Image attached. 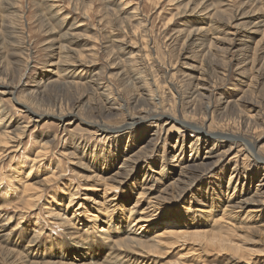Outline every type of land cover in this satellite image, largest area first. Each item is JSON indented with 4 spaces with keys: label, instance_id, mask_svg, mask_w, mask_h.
Returning a JSON list of instances; mask_svg holds the SVG:
<instances>
[{
    "label": "rangeland",
    "instance_id": "374dc122",
    "mask_svg": "<svg viewBox=\"0 0 264 264\" xmlns=\"http://www.w3.org/2000/svg\"><path fill=\"white\" fill-rule=\"evenodd\" d=\"M48 1L60 12L47 11ZM247 1L0 0V124L23 131L20 152L0 155V214L22 216L0 227V264H264V208L248 226L215 222L228 201L264 195V3ZM205 2L217 8L213 23L208 36L193 38ZM236 28L257 32L232 40L226 33ZM42 146L46 159L26 178ZM125 164L130 179L104 192ZM50 171L56 177L29 208ZM148 176L159 177L153 189L165 206L148 234L195 211L208 233L233 226L239 237L229 240L240 246L197 237L132 263L96 237L85 212L74 229L82 249L44 212L46 201L56 205L53 195L64 208L74 193L96 214L116 193L118 218L127 216L146 209L138 193Z\"/></svg>",
    "mask_w": 264,
    "mask_h": 264
},
{
    "label": "bare ground",
    "instance_id": "6f19581e",
    "mask_svg": "<svg viewBox=\"0 0 264 264\" xmlns=\"http://www.w3.org/2000/svg\"><path fill=\"white\" fill-rule=\"evenodd\" d=\"M198 1H200V0H191V2H193V3L198 2ZM249 1H251L252 5L254 2H255V4L259 2L257 0H253V1L248 0L247 2H249ZM49 2L51 4H49V7L46 8L47 11L49 10V12H60L58 9V6L56 4H54L55 1H48V3ZM207 2H208V0H207ZM207 2H205L203 7H202L203 11H199V13L196 15V16H199V18H201L200 19L201 21L205 20V22L198 25L197 30L193 32L194 33L192 35L193 38L194 37L195 38H197V37H204L205 38L209 34L208 33L209 27H211L212 26L211 23H213V21L211 19L210 12L215 13L217 8L213 7L212 5H211L212 6L211 7L209 4H207ZM201 3H203V0ZM201 3H199L197 5H200ZM259 3H261V2H259ZM263 3H264V0H263L262 4ZM256 7H257V5H256ZM239 8H237V9H239ZM241 9H243V8H240L239 11H237V10L235 11V12H239V14L237 15V16H240L239 19H242V15H244V13L241 12ZM193 12L197 13L196 10H194ZM248 12H250V11H248ZM253 13H254V11H253ZM223 29H225V28H223ZM256 32H257L256 30L250 29L245 34H243L241 29L237 30V28H236V29L231 30V31L228 30L226 34L229 37H231L232 40L233 39L236 40L237 37L238 36L241 37V34H242V37L244 38V40H246L245 42H249L251 39H249L250 37L247 34H252V33L256 34ZM204 33L206 34V36H204ZM253 57H254V55H253ZM253 57H251V58H253ZM72 66L76 67L75 64H73ZM5 118L6 117H4L3 119H5ZM131 124H133V123H131ZM127 126L129 128L130 125H127ZM12 128H13V124L11 121H8V123L6 125L0 124V143L2 144V147H3V150L0 152V155L3 157L4 156L11 157V154L12 155L17 154V152L20 149L19 140L21 138V133L23 131H22V129H19L20 130L19 132L14 133ZM19 128H22V127H19ZM98 128L102 133L103 132H109V129L104 127V126H98ZM197 130L201 131L202 129H200V130L197 129ZM81 147L85 148V145L81 146ZM7 150H9V151L7 152ZM139 151H142V149L138 150L137 152H139ZM47 153H48L47 150L43 146H42V148H39V151H37L35 153L34 158L30 161L31 166L28 168L29 173L26 175V178L29 176V174L32 172L33 169L39 168V166L41 165L40 163L44 159H46ZM143 153H144V151H142V154ZM136 154L137 153H135L131 156H134ZM123 161L126 163L129 161V158H126ZM119 170L120 171L115 172V174L112 177H109L107 179L109 181H108V183H106L104 185V190H103L104 192L110 191L112 188L117 189V187H115L116 185H118V186L124 185L125 183H127V180L130 179V174L132 171L129 170V167L127 164L123 165L122 167H119ZM184 171L186 172L187 168ZM54 177H56V174L53 171H50L44 176V178L41 181H39V183H41L42 188L40 187V188L34 189L33 193L29 196V198H28L29 201L27 204V206L29 208L35 207L37 205V202H39L41 200L42 193L45 190L44 187L50 185V183ZM158 178L159 177L155 178V176L146 177L145 180L148 182L144 187L142 186L143 187L142 188L143 193H138V195H140V196L141 195L146 196V198L148 200L147 203L149 202L147 204L146 209H144V210H139V209L133 210V209H131L128 212L127 216L122 215L118 218L119 212H117V210H119V208L115 207V205H117V203L120 201H117L118 197H116V193L110 199H109V197H106L104 199V201H107V204H109V201H111V202L116 201L113 204V206L107 205V204L105 205V207L99 206L95 210L96 214L89 213L85 209V207H83L82 203L73 202L74 193L73 194L72 193L67 194L68 200H67V204L64 208L58 207L60 205V204H57V202H56V200H58V198L56 199L53 195V197H51V198H53V200H55L56 205L53 206V205H51V203L46 201L47 206H45L44 212L46 214V217H48L49 219H52L53 223L55 225L66 227V230H67L66 233L69 235V238H71L70 239L71 245H72V247L77 248V249H82L83 247H82V243L80 242V235H79L80 232L76 234V232H74V229L76 228V224L79 223V216L83 215L84 214L83 212H85L87 219L90 220V222H91L89 225L90 230L94 231L95 234H97V236L95 234L94 235L96 237H98L103 243L109 245L112 248V250H115V251H118L119 253H122V255H123L122 258L126 259V261L133 263V262H138L139 260H142L143 258L154 256V254L157 253L158 250H162L164 248L176 247V246H179V247L184 246L185 247L188 243V240H191V239L193 240L197 237H204L205 238V237L210 236L209 238L213 242L219 241V239H220L221 241H219V242H221V243L224 242L223 243L224 245H222V247L223 246L230 247V246H228L229 243L232 244L233 242H231L232 239L229 240L230 239L229 236H231L232 238L235 236L239 237V235L234 234L235 230L233 228L234 224H232V221L236 222L238 225H240L239 227H241V225L248 226L251 224L250 223L251 220L259 219V217H260L259 213L262 212V210L264 208V195H261V193H260V191L262 190V188H261L257 192V193H259L258 195H261L260 200H254L251 197L249 198V196H248V198L242 199L240 202L233 203V202L228 201L227 202L228 204H226L223 209H220V218H217L215 220V222H221V220L223 219L227 222L231 221V223H229V224H231L233 226H230L227 223H225V226H220V223H219L217 226H213L214 232L208 233L209 230L203 229L204 225H200V223H197L200 221L194 222V220L198 217L197 213L195 211H191V212L190 211H187V212L184 211V212H181V217H180V219H178L180 222L174 223L172 225H167L165 228H163L159 232L153 231L152 233L150 232V234H148L147 228L149 227V224L151 223L152 217H154V214L155 215L157 214L156 216L161 214V216H162V214L164 212L163 210L165 209V206L163 207L162 205H160L158 203V200H157L158 196H155L156 190L153 189L155 182H156L155 184H157V182H161L160 179H158ZM180 180L177 179L178 182ZM148 183H153V184L151 186L147 187V185H150ZM32 184H33L32 182H29V180H27L25 182V184H23V187L26 190H31ZM151 192H154V193H151ZM50 202H53V201L51 200ZM250 205H253L255 207L253 209H251L249 207ZM207 212H209V211H207ZM121 214H124V213H121ZM1 218H2V222L0 223V227L5 226L8 223H11L12 220L18 221L19 219H22V216L20 217V216H17V215L14 216L11 214H3V215L0 214V219ZM97 221H99V223H101L100 225H102V226L99 227V225H97V223H96ZM201 224H205V222L202 221ZM17 225H18V223H17ZM192 228H194V230H191ZM249 228H251V227H249ZM15 230L16 229H11V235H13L12 232H14ZM1 231H2V229L0 230V234H1ZM41 231H42L41 228L37 232H35L33 230L34 234L32 235L30 241L28 242L29 248H33L38 244L37 237ZM223 234L228 235V239L225 238L226 235L224 236ZM221 237H223V238H221ZM235 245L236 246L238 245V247L240 246L239 243L238 244L235 243L233 246L235 247ZM233 246H232V248H233ZM225 247H224V249H225ZM238 247H236L234 249L236 251L240 252V250H239L240 248H238ZM226 249L232 251L231 247H230V249L229 248H226ZM235 250H233V251L236 252ZM245 250L246 249L243 248V250H242V251H244L243 253L246 252ZM165 264H171V263H165ZM173 264H188V262H187V260H182V258H181L176 263H173Z\"/></svg>",
    "mask_w": 264,
    "mask_h": 264
}]
</instances>
